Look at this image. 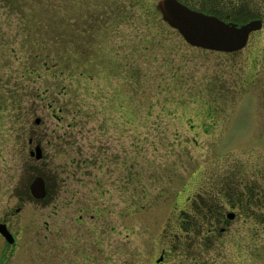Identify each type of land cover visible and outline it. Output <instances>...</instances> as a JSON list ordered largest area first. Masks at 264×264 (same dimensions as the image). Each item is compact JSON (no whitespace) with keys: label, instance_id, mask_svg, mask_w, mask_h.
I'll list each match as a JSON object with an SVG mask.
<instances>
[{"label":"rangeland","instance_id":"1","mask_svg":"<svg viewBox=\"0 0 264 264\" xmlns=\"http://www.w3.org/2000/svg\"><path fill=\"white\" fill-rule=\"evenodd\" d=\"M156 1L0 0V211L19 229L2 264H50L48 228L79 214L105 229L100 264H264V17L224 52ZM200 191L242 196L223 231L178 230Z\"/></svg>","mask_w":264,"mask_h":264},{"label":"flooded vegetation","instance_id":"2","mask_svg":"<svg viewBox=\"0 0 264 264\" xmlns=\"http://www.w3.org/2000/svg\"><path fill=\"white\" fill-rule=\"evenodd\" d=\"M187 6L194 8L198 11L216 15L223 20L232 21L236 24L247 23L252 20H260V26L248 32L245 45L252 33L262 27L264 11L259 3L254 0H179ZM46 195L34 198L36 203H40L45 199ZM242 197V196H241ZM240 196H235L233 201L228 200L227 207H234L235 204H243ZM55 199L52 196L49 201ZM212 201H208L207 196L200 192L186 197V204L184 207L179 208L177 216V225L179 231H199L197 219L205 217L210 220V225L206 231H223L226 227L228 219L232 218V213L229 209L221 210L217 208ZM18 208H16V211ZM13 212L8 209L0 211V222L5 225L7 231L10 232V241L4 237L0 232V239H2L3 250H8L11 244L17 240V232L19 229L13 228L11 216ZM234 215V214H233ZM92 214L88 219L84 220L82 214L78 215V219L82 222L81 227H49L51 231V250L49 255L50 264H100V245L103 238V231L105 229L102 224L96 227L92 226L90 220ZM84 220V221H83ZM32 231H39L38 227L33 228ZM99 252V254H98ZM36 258H39L35 255ZM99 260V261H98ZM3 259L0 258V264Z\"/></svg>","mask_w":264,"mask_h":264},{"label":"water","instance_id":"3","mask_svg":"<svg viewBox=\"0 0 264 264\" xmlns=\"http://www.w3.org/2000/svg\"><path fill=\"white\" fill-rule=\"evenodd\" d=\"M156 8L169 25L176 27L183 38L190 44L218 50H234L244 44L249 29L258 26V22L236 25L217 16L203 13L188 7L179 0H157ZM38 121V118H35ZM35 157H39L40 148L34 146ZM29 192L39 198L44 196L45 187L40 175L34 176L28 183ZM0 232L10 241V232L0 223ZM162 252L155 257L159 260Z\"/></svg>","mask_w":264,"mask_h":264}]
</instances>
